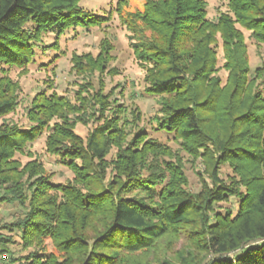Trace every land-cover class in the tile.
<instances>
[{
  "label": "trees",
  "instance_id": "1",
  "mask_svg": "<svg viewBox=\"0 0 264 264\" xmlns=\"http://www.w3.org/2000/svg\"><path fill=\"white\" fill-rule=\"evenodd\" d=\"M79 2L0 0V118L18 105L9 69H26L70 30L111 21L112 11ZM127 7L117 0L113 10L144 71L143 94L157 98L152 128L200 158L209 181L190 191L137 108L114 97L116 86L105 91L103 78L92 83L89 74L109 73L105 47L75 56L84 64H73L82 75L73 96L49 86L32 96L27 125L0 123V205L21 208L0 224V264H264V67L251 70L242 32L264 43V0H226L213 19L205 0ZM77 123L93 126L82 137ZM44 131L45 151L72 173L66 182H53L27 147Z\"/></svg>",
  "mask_w": 264,
  "mask_h": 264
},
{
  "label": "rangeland",
  "instance_id": "2",
  "mask_svg": "<svg viewBox=\"0 0 264 264\" xmlns=\"http://www.w3.org/2000/svg\"><path fill=\"white\" fill-rule=\"evenodd\" d=\"M117 0H80L79 5L83 9L90 10L96 14H107L112 11L111 21L102 27H93L89 30L76 28L62 35L57 40L56 48H48L46 51H38L36 62L29 64L26 69L11 68L8 70V76L12 81L18 84L17 100L18 105L13 112L0 118L3 121H12L19 125H27L26 111L32 96L39 90L49 89L52 86L59 94L73 96L81 82L82 75L77 69H73V64H84L82 62L74 63L75 56H84L86 54L93 58L98 55L101 48L105 47L110 55L107 61L109 73L104 71L102 76L95 71L89 76L92 83L98 86V78H103L104 90L109 91L115 88L114 97L119 102L125 103L128 108H137L140 114L139 126H143L149 133V136L156 138L168 146L173 160H179L183 165V172L187 178V188L192 192H198L202 186V181L208 183L209 179L204 169V163L200 158H195L187 153L178 141L173 140L170 135L153 129V118L158 113L157 98L143 94L145 83L143 80L144 71L137 65L132 49L128 41V31L119 22L113 8ZM127 9H142L145 0H127ZM205 8L208 18H215L219 12L226 10V0H205ZM244 41L246 43L248 64L251 70L256 67H264V43H256L249 32L242 29ZM44 43L53 44L56 40L54 36L47 35L43 37ZM222 50L218 47V71L217 75L224 82L227 72L221 67L223 60L221 58ZM44 63L45 65H41ZM85 66V65H84ZM85 77V76H84ZM128 116H132L131 113ZM93 126L92 123L84 125L77 123L75 132L84 137L88 130ZM47 131H44L27 147L42 163L45 170L52 175L53 182H66L72 178L71 171L57 158L49 155L45 151V137ZM22 163L29 160L27 155H19ZM220 176L226 180L231 175V169L227 166H220ZM227 181V180H226ZM234 199L230 201L234 204ZM229 203H223L224 206H230ZM231 204V205H232ZM233 208V207H232ZM21 213V208L16 204L0 205V224L11 222L16 215ZM179 242L175 245L178 249Z\"/></svg>",
  "mask_w": 264,
  "mask_h": 264
}]
</instances>
